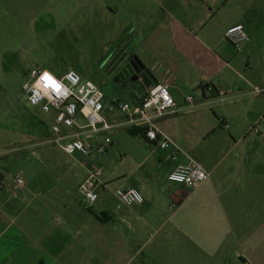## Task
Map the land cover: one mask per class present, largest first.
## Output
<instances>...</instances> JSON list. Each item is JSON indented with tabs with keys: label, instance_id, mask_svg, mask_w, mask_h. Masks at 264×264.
<instances>
[{
	"label": "crops",
	"instance_id": "0c3cea01",
	"mask_svg": "<svg viewBox=\"0 0 264 264\" xmlns=\"http://www.w3.org/2000/svg\"><path fill=\"white\" fill-rule=\"evenodd\" d=\"M68 1L14 0L3 7L13 13L12 19L0 23H109L112 28L123 23L124 29L106 50L107 62L110 64L130 42L132 53L152 71L158 83L166 75H173L170 90L181 109L158 118L157 123L184 152L174 159L171 149H161L157 142L143 138L156 146L152 151L164 166L167 179L176 165L187 162L189 157L200 161L209 177L197 189L172 182L176 185L171 192L159 197L150 188L153 177L145 171L144 164L139 167L141 177L116 183L117 188L137 187L144 194V203L127 206L115 196V184H109L122 175L105 178L103 173L99 198L89 207L79 192L87 177V169L81 163L76 171L61 166L66 180L44 187L32 174V170L45 172L43 167L19 165L25 159L21 155L25 144H36H31V134L22 139L19 128L16 135L10 133L11 129L14 132L13 127L8 133L5 131L3 125L8 118L2 102L0 163L7 164L4 171L0 169V264H264V137L258 135L256 139L253 132H248L264 113V106L256 120V94L250 89L256 84L245 80L239 71H230L225 28L221 32L207 31V23H165L162 5L159 13L158 5L149 6L138 0H110L104 5L92 0L71 4ZM157 3L159 0H155ZM256 8H264V0H256ZM240 22L247 30L243 20L227 24V29ZM256 23H261L257 17ZM181 49L184 53L177 55ZM34 67L47 68L58 76L73 68L84 77L79 67L64 71L50 65ZM128 67L126 72H114L108 81L117 92L133 93L131 102L136 103L152 87V81L135 78V69ZM235 75L246 83L235 81ZM204 82L226 91V100L246 98L243 103L247 105L248 128L244 133L231 135L232 139L226 137L225 149L218 146L204 151L198 144L200 138L213 133L202 130L206 122L196 111L201 106L199 99L194 96V103L190 104L186 97L193 95L192 89H199L204 100L216 97L202 88ZM195 116L193 124H201L202 133L194 139L181 129L179 119ZM221 127L230 128L223 124ZM131 128L138 127L125 129ZM32 137L35 139V134ZM92 139L96 147L98 141ZM11 164L17 165L16 172L10 170ZM17 175L25 179L24 186H15Z\"/></svg>",
	"mask_w": 264,
	"mask_h": 264
},
{
	"label": "rangeland",
	"instance_id": "374dc122",
	"mask_svg": "<svg viewBox=\"0 0 264 264\" xmlns=\"http://www.w3.org/2000/svg\"><path fill=\"white\" fill-rule=\"evenodd\" d=\"M13 2L14 0H0V20L12 19L13 13L6 12L3 7ZM74 2L77 0L68 1L69 4ZM92 2L104 5L110 0ZM220 2L221 4H218ZM138 3L158 5L159 13L162 5L165 23H207V31L218 29L221 32L224 28V31H227V24L229 26L243 20L248 26L250 41L238 47L226 39L229 68L231 72L239 71L245 80L256 84V87L264 88V8L258 10L256 0H159L157 4L155 0H138ZM256 17L261 23H256ZM121 28L124 29L123 23L116 28H112L109 23H0V103L6 104L4 115L8 118L3 126L7 133L9 127H13L14 132L11 129L10 133L15 135L19 128L22 139L31 134L30 142L36 145L29 147L28 143L25 144L26 149H21V155L25 159L19 162V165L43 167V173H35L32 170L39 186L44 187L50 182L64 179L61 166H68L76 171L81 167L80 161L83 157L80 154L70 155L57 144L49 142L48 135L53 117L29 105L23 89L27 72L37 65H50L61 71L71 66L79 67L83 70L85 79L92 80L104 90L106 100L122 96L131 101L134 94L117 92L113 83L108 81L111 76L106 72L109 65L106 50L114 44L115 36ZM183 53L181 49L176 54ZM234 79L245 82L236 75ZM190 92L201 103L196 111L198 117L205 118L206 124L202 130L210 129L213 133H210L208 138H200L198 144L202 150L217 149L218 146L225 149L224 143L228 141L226 137L232 139L231 135L247 130V105L244 106L243 103L246 98L226 100L216 96L204 100L199 89H192ZM263 106L264 92H256V120L257 113ZM196 117L179 119L181 129L194 139L202 133L201 124H193ZM224 123L230 128L221 127L222 124L226 126ZM125 128L128 127L105 133L115 142L106 154L98 155L94 152L90 158L104 167L105 178L122 175L119 179L109 182L110 186L115 184L114 189L118 186L117 182L133 180L135 176L141 177L139 167L145 164V171L153 177L149 181L150 188H153L159 197L167 196L176 184L168 181L164 166L155 157V151L152 149H156V146L146 142L142 135H134ZM34 134L35 139H32ZM252 134L258 139V134ZM6 164L4 161L0 163L2 171L5 170ZM10 166V170L16 172L17 165ZM172 194L173 192L169 196Z\"/></svg>",
	"mask_w": 264,
	"mask_h": 264
},
{
	"label": "built area",
	"instance_id": "2783aa9c",
	"mask_svg": "<svg viewBox=\"0 0 264 264\" xmlns=\"http://www.w3.org/2000/svg\"><path fill=\"white\" fill-rule=\"evenodd\" d=\"M226 38L235 46L250 41V35L244 23H236L226 31ZM44 71H48L57 80V87L51 88L40 80ZM173 75H166L162 82L151 87L136 103L119 97L109 98L104 90L92 80L85 79L76 69L67 70L58 76L43 67H33L27 74L23 89L27 101L53 117L49 130V142L57 144L70 155L80 154L81 165L87 169V177L80 184L79 192L87 206L92 207L99 198L101 176L104 167L90 157L95 152L104 155L112 146L113 140L105 135L119 126L138 127L144 130V138L149 142H157L161 149H171L176 159L183 149L168 136L158 125L157 119L173 115L180 111L179 103L172 95L170 87ZM39 82V83H38ZM202 88L224 99L227 92L215 85L204 82ZM252 93L264 92L263 87L251 88ZM194 95H188L186 101L193 104ZM229 127L228 124H226ZM264 137V113L252 125L251 131ZM92 137L98 141L94 147ZM209 177L203 164L193 157L187 162H180L168 175L171 182L197 189ZM15 186L22 187L25 179L15 176ZM0 187L3 188L0 181ZM115 196L121 205L142 204L145 202L143 192L137 187H120ZM176 204L173 203L172 207Z\"/></svg>",
	"mask_w": 264,
	"mask_h": 264
},
{
	"label": "water",
	"instance_id": "95a60500",
	"mask_svg": "<svg viewBox=\"0 0 264 264\" xmlns=\"http://www.w3.org/2000/svg\"><path fill=\"white\" fill-rule=\"evenodd\" d=\"M129 46H131V43H126V45H124L120 51L117 53V55L113 58V60L110 63V66H113V70L119 68L122 64H124V62L128 61V63L125 64V66H130L133 63V60L136 59L142 66L140 71H143V76L141 75L140 77L142 78V80L144 81V79L147 77L149 78V80L152 81V87L154 85H156L158 83V80L154 77L152 71L146 67V65L139 59V57L137 55H133L132 54V48H129ZM146 87H149L146 82H145ZM187 192H189V190L187 189ZM181 196L185 197V194L182 193Z\"/></svg>",
	"mask_w": 264,
	"mask_h": 264
},
{
	"label": "flooded vegetation",
	"instance_id": "af4514ba",
	"mask_svg": "<svg viewBox=\"0 0 264 264\" xmlns=\"http://www.w3.org/2000/svg\"><path fill=\"white\" fill-rule=\"evenodd\" d=\"M129 48H132V47L129 46ZM133 55L134 54L132 53L131 56H133ZM126 63H128V61L124 62V64H122L119 68H117L115 70H113L114 65L110 66V64H109L107 69H106L107 74L110 75L111 77H114V72H116V71H118L119 73L121 71L126 72V70L129 68L128 67L129 65L125 66ZM130 66H132L135 69V75H134L135 78H141L140 76L141 75L143 76V71H140L142 66L136 59L133 60V63Z\"/></svg>",
	"mask_w": 264,
	"mask_h": 264
},
{
	"label": "clouds",
	"instance_id": "9594fccd",
	"mask_svg": "<svg viewBox=\"0 0 264 264\" xmlns=\"http://www.w3.org/2000/svg\"><path fill=\"white\" fill-rule=\"evenodd\" d=\"M40 80L45 82L51 88L57 87V80L48 71H44L40 77ZM39 83V82H38Z\"/></svg>",
	"mask_w": 264,
	"mask_h": 264
},
{
	"label": "trees",
	"instance_id": "16d2710c",
	"mask_svg": "<svg viewBox=\"0 0 264 264\" xmlns=\"http://www.w3.org/2000/svg\"><path fill=\"white\" fill-rule=\"evenodd\" d=\"M132 134L136 135V134H140L144 137V130L143 129H140V128H131V129H128ZM0 181L1 178H0Z\"/></svg>",
	"mask_w": 264,
	"mask_h": 264
}]
</instances>
